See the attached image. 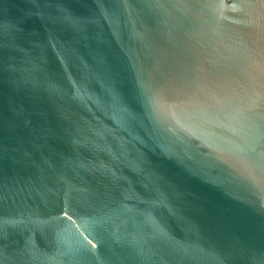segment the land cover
Returning a JSON list of instances; mask_svg holds the SVG:
<instances>
[{
    "label": "water",
    "instance_id": "obj_1",
    "mask_svg": "<svg viewBox=\"0 0 264 264\" xmlns=\"http://www.w3.org/2000/svg\"><path fill=\"white\" fill-rule=\"evenodd\" d=\"M0 264H264V0H0Z\"/></svg>",
    "mask_w": 264,
    "mask_h": 264
}]
</instances>
